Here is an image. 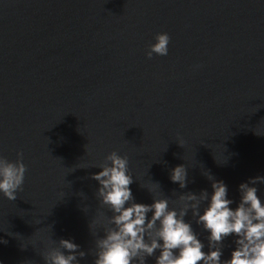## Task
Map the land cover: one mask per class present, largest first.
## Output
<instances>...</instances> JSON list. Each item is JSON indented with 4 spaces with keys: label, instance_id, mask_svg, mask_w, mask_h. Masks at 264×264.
I'll list each match as a JSON object with an SVG mask.
<instances>
[{
    "label": "water",
    "instance_id": "95a60500",
    "mask_svg": "<svg viewBox=\"0 0 264 264\" xmlns=\"http://www.w3.org/2000/svg\"><path fill=\"white\" fill-rule=\"evenodd\" d=\"M158 32L168 54L148 58ZM111 151L136 203L179 210L182 193L211 194L210 172L235 209L238 186L264 177V0H0V156L27 167L15 200L0 193V264H44L61 238L93 264L113 213L91 177ZM180 164L185 188L170 180Z\"/></svg>",
    "mask_w": 264,
    "mask_h": 264
},
{
    "label": "clouds",
    "instance_id": "9594fccd",
    "mask_svg": "<svg viewBox=\"0 0 264 264\" xmlns=\"http://www.w3.org/2000/svg\"><path fill=\"white\" fill-rule=\"evenodd\" d=\"M169 42L166 32L156 33L145 55L148 58L154 53L166 56ZM105 160L110 163L101 165V170L91 178L99 182L96 195L100 203L113 213L109 217L112 226L104 230L103 237L96 239L93 264H146L145 258L157 250L155 264H264V203L254 186L264 183V177L250 178L238 186L240 200L233 209L229 207L233 201L227 198V186L208 172L205 176L211 181V194L207 190L199 194L182 193L177 210L169 207L167 198H154L151 204L134 202L129 187L133 178L128 174V157L111 151ZM26 171L22 152H17L15 161L0 156V193L8 200L17 198ZM186 177L183 164L170 171V180L180 188L186 187ZM205 200L208 203L201 212L200 204ZM189 209L196 223L209 232L208 252L203 251L204 244L184 220ZM150 211L152 215L148 218L146 214ZM229 235L236 237L235 248L230 258L222 261L223 240ZM0 243L7 241L0 240ZM58 243L59 247H49L43 253L44 264H79L77 257L85 256L70 239L61 238Z\"/></svg>",
    "mask_w": 264,
    "mask_h": 264
}]
</instances>
